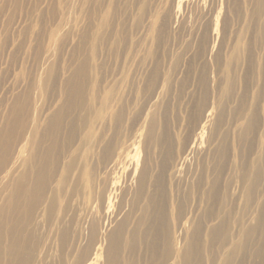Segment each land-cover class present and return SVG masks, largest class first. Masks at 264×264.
<instances>
[{
    "label": "bare ground",
    "instance_id": "obj_1",
    "mask_svg": "<svg viewBox=\"0 0 264 264\" xmlns=\"http://www.w3.org/2000/svg\"><path fill=\"white\" fill-rule=\"evenodd\" d=\"M147 1L141 25L134 17L140 0H0V81L11 85V98L4 93L0 102V264H135L127 255L138 252L140 230L147 234L160 210L134 225L124 209L102 221L99 201L110 209L111 199L87 175H94L98 158L104 168L127 158L116 146L118 125L134 101L130 89L140 81V67L155 55L166 4L154 0L147 15ZM249 18L262 38L264 0ZM118 57L125 75L98 103L99 75ZM206 101L199 104L207 108L203 125L213 115ZM162 223L163 217L154 235ZM238 248L222 263L231 264ZM163 254L188 264L191 245L180 251L170 243Z\"/></svg>",
    "mask_w": 264,
    "mask_h": 264
},
{
    "label": "rangeland",
    "instance_id": "obj_2",
    "mask_svg": "<svg viewBox=\"0 0 264 264\" xmlns=\"http://www.w3.org/2000/svg\"><path fill=\"white\" fill-rule=\"evenodd\" d=\"M256 2L166 0L161 9L155 55L140 67L138 84L132 81L129 101L136 102L115 137L125 163L104 168L98 158L87 175L111 199L110 209L99 201L102 221L124 209L134 225L160 210L151 230H140L138 252L127 255L135 264H174L163 254L170 243L180 251L191 245L188 264H223L237 245L231 264H264V35L249 18ZM142 3L134 12L141 25ZM124 75L118 57L99 75L98 103ZM10 88L0 81V102L4 93L11 98ZM204 96L213 113L207 125V108L199 106Z\"/></svg>",
    "mask_w": 264,
    "mask_h": 264
}]
</instances>
